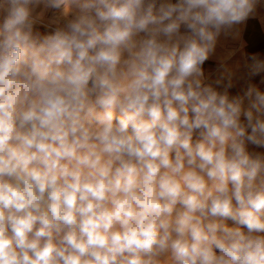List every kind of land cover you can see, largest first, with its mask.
Listing matches in <instances>:
<instances>
[{
	"label": "clouds",
	"instance_id": "obj_1",
	"mask_svg": "<svg viewBox=\"0 0 264 264\" xmlns=\"http://www.w3.org/2000/svg\"><path fill=\"white\" fill-rule=\"evenodd\" d=\"M262 3L0 0V264H264Z\"/></svg>",
	"mask_w": 264,
	"mask_h": 264
},
{
	"label": "crops",
	"instance_id": "obj_2",
	"mask_svg": "<svg viewBox=\"0 0 264 264\" xmlns=\"http://www.w3.org/2000/svg\"><path fill=\"white\" fill-rule=\"evenodd\" d=\"M2 20L3 14L0 13V22ZM36 30L41 33L40 29ZM252 54L264 57V3L246 23L236 26L227 35L219 38L214 54L204 65L205 74L214 76L220 63L224 62L227 67L236 72L238 77L242 76L246 71L244 65ZM253 83L264 90L260 77H256ZM243 87L244 82L238 81L231 89V94L241 93ZM248 148L250 152H264V148H258L255 145H249Z\"/></svg>",
	"mask_w": 264,
	"mask_h": 264
},
{
	"label": "rangeland",
	"instance_id": "obj_3",
	"mask_svg": "<svg viewBox=\"0 0 264 264\" xmlns=\"http://www.w3.org/2000/svg\"><path fill=\"white\" fill-rule=\"evenodd\" d=\"M61 14H62V9L61 10H57V9L48 10L44 16L43 22L38 24L36 26V29L37 28L40 29L41 34H47V33L51 32L53 30V28L55 27V25L52 23V21L59 18L61 16ZM182 31H183V28H182ZM229 223H231V222H229Z\"/></svg>",
	"mask_w": 264,
	"mask_h": 264
}]
</instances>
